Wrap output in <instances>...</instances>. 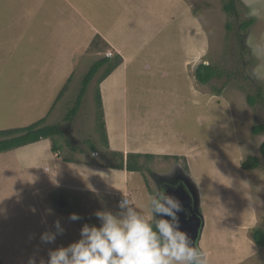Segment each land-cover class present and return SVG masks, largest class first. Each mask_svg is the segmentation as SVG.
<instances>
[{"label":"rangeland","instance_id":"obj_1","mask_svg":"<svg viewBox=\"0 0 264 264\" xmlns=\"http://www.w3.org/2000/svg\"><path fill=\"white\" fill-rule=\"evenodd\" d=\"M235 1L230 15L227 0H0V131L43 119L61 131L0 153V264L46 261L50 250L79 240L85 224L99 226L97 211L119 212L123 193L147 205L156 192L154 172L175 165L200 190L208 264H264V248L253 240L264 230V131H253L264 126V83L248 74L256 61L245 43L264 35V19L249 17ZM246 21L252 25L241 30ZM117 55L122 65L99 85L102 67L68 122L91 67ZM201 64L224 76L199 83ZM102 114L111 150L114 141L126 144L133 124L134 143L150 152L128 190L122 171L112 176L109 165L122 159L104 146ZM250 157L260 160L259 169H242ZM73 213L81 219L71 220ZM57 221L63 234L45 243L42 234L56 232Z\"/></svg>","mask_w":264,"mask_h":264},{"label":"clouds","instance_id":"obj_2","mask_svg":"<svg viewBox=\"0 0 264 264\" xmlns=\"http://www.w3.org/2000/svg\"><path fill=\"white\" fill-rule=\"evenodd\" d=\"M242 3L249 17L264 19V0ZM245 43L256 61L248 74L264 83V35H250ZM118 207L117 213L97 211L99 226L85 224L79 240L50 250L49 258L40 264H208L207 253L181 227L179 214L186 215L183 201L167 186H161L147 205L123 193ZM70 219L81 217L73 213ZM55 227L56 232L42 234V241L53 243L57 234H63L59 221Z\"/></svg>","mask_w":264,"mask_h":264},{"label":"trees","instance_id":"obj_3","mask_svg":"<svg viewBox=\"0 0 264 264\" xmlns=\"http://www.w3.org/2000/svg\"><path fill=\"white\" fill-rule=\"evenodd\" d=\"M225 11L227 13H230V15L235 14L237 11L236 8V1L235 0H227V3L224 7ZM252 25V21H246L241 24L240 28L241 30H246L248 27ZM228 27L231 28V24H228ZM98 40H101L100 36H97ZM123 61L122 58L117 55L114 59V61H111L110 58L105 57L103 60H100L99 62H96L90 69L89 73L85 76L83 80V86L80 91V95L78 97V100L76 102V107H74L73 110H71L67 115L68 122H72V117H76L79 110L82 107L83 99L86 95V92L88 90V87L92 80L95 78V75L98 74V72L102 69L103 66L107 65V68L104 72V75L100 79L99 85L102 84L106 79H108L121 65ZM223 72L220 68L215 67L214 65H205L201 64L196 71V77L198 79V82L206 85L212 81L214 78H221L223 77ZM249 103L251 105H254L256 103V98L253 96H249ZM96 100L99 103V106L103 108L102 103V96L100 89L97 90ZM72 115V116H71ZM99 120V130L101 132L104 146L105 148L109 147V141L107 136V128L106 124L104 122V114ZM102 120V122H101ZM44 119L39 120L38 122L24 127L20 129H9V130H3L0 131V153L8 152L13 149H18L21 147H26L31 144L39 143L42 140H48V139H54L56 135H61V131L59 126H43L44 125ZM255 134H260L262 131H264V126H258L253 129ZM55 144V143H54ZM73 150H76L73 146H71ZM58 150V147L53 148ZM260 153L262 158H264V143L262 144L260 148ZM142 156V155H138ZM134 157V156H133ZM129 169H133L130 165ZM241 167L243 170H256L260 167V160L257 157H250V159L244 161L241 164ZM141 169L136 168L133 171H140ZM153 174V173H152ZM253 240L256 243L257 246L264 248V230L257 229L254 231L253 234Z\"/></svg>","mask_w":264,"mask_h":264},{"label":"water","instance_id":"obj_4","mask_svg":"<svg viewBox=\"0 0 264 264\" xmlns=\"http://www.w3.org/2000/svg\"><path fill=\"white\" fill-rule=\"evenodd\" d=\"M153 178L157 187L159 183L167 184L169 192L183 201L186 215L179 214L181 227L192 236L194 243L201 247L206 221L201 212V193L195 180L178 165L167 174L156 173ZM179 183L181 186L174 189Z\"/></svg>","mask_w":264,"mask_h":264},{"label":"crops","instance_id":"obj_5","mask_svg":"<svg viewBox=\"0 0 264 264\" xmlns=\"http://www.w3.org/2000/svg\"><path fill=\"white\" fill-rule=\"evenodd\" d=\"M108 80V79H107ZM106 82V81H105ZM104 82V83H105ZM133 86L134 85H136L137 83H135V81L133 80ZM103 84V83H102ZM101 84V85H102ZM138 85V84H137ZM127 86H130V82H129V78H127ZM102 96V95H101ZM134 97V96H133ZM148 102V101H147ZM151 105H152V103H150ZM145 105H146V107H147V109H146V112H151L152 111V113H153V106L152 107H150L149 106V104L148 103H145ZM129 114H131V113H129ZM130 117H129V122H133V117L131 116V115H129ZM132 117V118H131ZM127 119V118H126ZM106 124V123H105ZM128 135V136H127ZM108 136V135H107ZM127 136V137H126ZM109 139V138H108ZM125 140H126V144L124 145L123 144V147L122 148H119L118 146H117V144H115V141L113 142V150H111L110 149V141H109V147H108V150H107V152L109 153V155H111V157H114V158H117V156H119V155H121V159H122V162H121V164H119L118 166L115 164V162H113L114 164H111V165H109V166H112L113 168L115 167V171H114V173H112L113 175V178H114V180H117L116 178H119L120 176L119 175H117V171H122L123 172V178H124V182L126 183V185L127 186H125V188L128 190L129 189V185L131 184V182H133V185L135 184V180H134V177H133V179L131 180V177L132 176H136V175H140L141 174V171H133L134 169H136V168H141L142 167V164H143V162L145 161V159H146V157H148L150 154H148L147 155V153H150L149 151H148V148H145L143 145L142 146H140V145H138L137 144V142H135L134 143V141H133V124H132V131L131 132H129V133H127V134H125ZM135 144V145H134ZM156 146H161V145H156ZM156 146L154 147V148H156ZM159 148V147H158ZM160 153L161 154H164V155H168L165 151H163L162 149L160 150ZM140 154H146L145 156H139L138 157V155H140ZM155 155H160L159 154V152H156V154ZM128 156H130V166L133 168V169H129V166H128ZM134 156V157H133ZM131 158H133V160L131 159ZM138 158H140V159H142V160H140V162H139V164H138V161H139V159ZM58 166H59V168H61L60 166V164H58ZM175 166H177V165H175ZM175 168V167H174ZM173 167L171 168L172 170L174 169ZM171 170V171H172ZM170 171V172H171ZM155 173V172H154ZM165 174H167V173H165ZM153 176V175H152ZM154 177V176H153ZM117 182V181H116ZM81 186V185H80ZM80 186H78V187H80ZM66 187H68L69 189H73V188H75V185H73V186H66ZM81 189H83L84 190V193H91V191H94L92 188H90V187H87V188H82V187H80ZM77 189H79V188H77ZM81 189H79V190H81ZM117 186L116 187H113L111 190H109L110 192H109V195H116V191H117ZM136 189V191H138V188L136 187L135 188ZM82 190V191H83ZM147 193V192H146ZM156 193V192H155ZM128 196H131L130 194V191H128V193H126ZM63 195H65V194H63ZM148 195H150V194H145V196H146V198H149V196ZM151 196H152V194H151ZM65 198H66V200H67V202L69 201V198L67 197V195H65L64 196ZM65 198H62V200H65ZM65 200V201H66ZM67 206H69V202H68V205ZM83 217V216H82Z\"/></svg>","mask_w":264,"mask_h":264},{"label":"flooded vegetation","instance_id":"obj_6","mask_svg":"<svg viewBox=\"0 0 264 264\" xmlns=\"http://www.w3.org/2000/svg\"><path fill=\"white\" fill-rule=\"evenodd\" d=\"M180 184H181V183H179L176 187H174V189H176L177 187L181 186ZM161 186H167V187L169 188V186H168L167 184L159 183V187H157V185H156V191H157Z\"/></svg>","mask_w":264,"mask_h":264},{"label":"built area","instance_id":"obj_7","mask_svg":"<svg viewBox=\"0 0 264 264\" xmlns=\"http://www.w3.org/2000/svg\"><path fill=\"white\" fill-rule=\"evenodd\" d=\"M120 202V201H119Z\"/></svg>","mask_w":264,"mask_h":264}]
</instances>
